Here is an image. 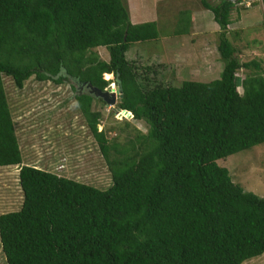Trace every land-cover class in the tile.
I'll use <instances>...</instances> for the list:
<instances>
[{
    "label": "trees",
    "instance_id": "trees-1",
    "mask_svg": "<svg viewBox=\"0 0 264 264\" xmlns=\"http://www.w3.org/2000/svg\"><path fill=\"white\" fill-rule=\"evenodd\" d=\"M239 2L200 0L219 27V78L152 85L126 53L158 39L157 23L131 22L123 0H0V167L22 162L2 75L18 88L34 75L104 90L103 74H112L122 93L117 107L147 126L125 145L111 144L92 109L105 102L75 93L111 184L100 189L22 165V205L0 214L6 264H242L264 253V196L244 191L217 163L264 143V76H237L260 65L240 63L227 37ZM190 21L181 12L175 33Z\"/></svg>",
    "mask_w": 264,
    "mask_h": 264
},
{
    "label": "rangeland",
    "instance_id": "rangeland-1",
    "mask_svg": "<svg viewBox=\"0 0 264 264\" xmlns=\"http://www.w3.org/2000/svg\"><path fill=\"white\" fill-rule=\"evenodd\" d=\"M123 1L131 22L155 21L159 31L158 39L133 43L126 53L140 78L147 76L152 85H180L183 80L207 82L219 78L224 64L217 50L219 28L211 11L203 8L200 0ZM183 11L191 17L188 31L176 34L182 26L179 19ZM230 19L227 37L237 59L240 63L255 60L260 65L259 69L241 68L237 76L240 79L253 73L264 76L262 1L240 0L233 7ZM96 51L100 58L108 60L105 47H97ZM106 76L103 74L109 81L105 89L115 88L116 92L114 76ZM2 80L22 162L0 167V214L19 210L22 205L23 192L18 178L22 165L58 173L100 189L111 184L109 167L75 100V93L80 91L75 80L56 84L50 80L38 81L32 75L22 88L16 87L10 76L2 75ZM238 91H243L240 86ZM118 101L119 98L116 104L110 105L97 100L92 109L101 113L98 130H103L109 143L120 147L138 132L145 133L147 126L143 121L121 114ZM217 163L228 169L232 181L244 191L264 196V143L221 158ZM0 264H6L1 244ZM242 264H264V253Z\"/></svg>",
    "mask_w": 264,
    "mask_h": 264
},
{
    "label": "water",
    "instance_id": "water-1",
    "mask_svg": "<svg viewBox=\"0 0 264 264\" xmlns=\"http://www.w3.org/2000/svg\"><path fill=\"white\" fill-rule=\"evenodd\" d=\"M232 2H235L236 0H230ZM87 92L91 95H93L96 98H101L105 103H108L110 105L116 104V99L122 97V93L120 92L119 88H116V92L111 91L110 89H104L101 90L95 86H93L91 83H85ZM80 87V91L78 94H81L83 91ZM121 112H124L125 114H128L129 116H133L130 111H127L125 109H118ZM117 110V111H118Z\"/></svg>",
    "mask_w": 264,
    "mask_h": 264
},
{
    "label": "flooded vegetation",
    "instance_id": "flooded-vegetation-1",
    "mask_svg": "<svg viewBox=\"0 0 264 264\" xmlns=\"http://www.w3.org/2000/svg\"><path fill=\"white\" fill-rule=\"evenodd\" d=\"M78 85H77V87L80 89V87H81V89H86V86H85V83H77Z\"/></svg>",
    "mask_w": 264,
    "mask_h": 264
},
{
    "label": "bare ground",
    "instance_id": "bare-ground-1",
    "mask_svg": "<svg viewBox=\"0 0 264 264\" xmlns=\"http://www.w3.org/2000/svg\"><path fill=\"white\" fill-rule=\"evenodd\" d=\"M106 75H107V76H109V75L111 76V74H106ZM114 89H115V88H114Z\"/></svg>",
    "mask_w": 264,
    "mask_h": 264
},
{
    "label": "built area",
    "instance_id": "built-area-1",
    "mask_svg": "<svg viewBox=\"0 0 264 264\" xmlns=\"http://www.w3.org/2000/svg\"><path fill=\"white\" fill-rule=\"evenodd\" d=\"M111 91H114V89H110Z\"/></svg>",
    "mask_w": 264,
    "mask_h": 264
},
{
    "label": "crops",
    "instance_id": "crops-1",
    "mask_svg": "<svg viewBox=\"0 0 264 264\" xmlns=\"http://www.w3.org/2000/svg\"><path fill=\"white\" fill-rule=\"evenodd\" d=\"M218 28H219V27H218ZM218 28H217V29H218ZM13 166H14V165H13ZM18 178H19V176H18Z\"/></svg>",
    "mask_w": 264,
    "mask_h": 264
}]
</instances>
